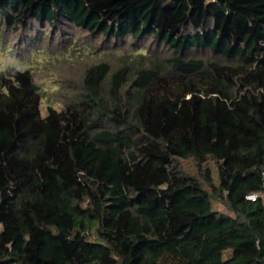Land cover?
Returning a JSON list of instances; mask_svg holds the SVG:
<instances>
[{
    "label": "trees",
    "instance_id": "trees-1",
    "mask_svg": "<svg viewBox=\"0 0 264 264\" xmlns=\"http://www.w3.org/2000/svg\"><path fill=\"white\" fill-rule=\"evenodd\" d=\"M20 31L89 61L43 110L0 70V264H264V0H0Z\"/></svg>",
    "mask_w": 264,
    "mask_h": 264
},
{
    "label": "rangeland",
    "instance_id": "rangeland-1",
    "mask_svg": "<svg viewBox=\"0 0 264 264\" xmlns=\"http://www.w3.org/2000/svg\"><path fill=\"white\" fill-rule=\"evenodd\" d=\"M49 31V30H47ZM48 37V35H46ZM12 40L5 45L0 38V70L7 66L8 64H14L19 68H24L27 65H32L35 67L36 81L40 87L45 90V99L42 103V110L45 108L46 104L49 101H53L57 106L59 100L65 93L66 84L72 86L70 80H77L81 75L84 64L88 63L89 59L81 60L79 63L70 65L67 61H62L60 59H51L58 53H53V50L56 48L55 44L52 47H45L41 50H33L28 54H22L26 46V41L28 37H25L23 32L11 33ZM85 39V38H84ZM58 40V37H55V41ZM88 38L85 39L87 42ZM20 41H23L22 43ZM47 38L45 42L47 43ZM93 48L101 47L99 41L90 43ZM21 46V49L19 47ZM19 49V50H18ZM48 60V61H47ZM64 79L68 83L64 82ZM63 81V83H62ZM62 83V84H61ZM61 87L63 89L61 90ZM66 94V93H65ZM264 198V194L262 195Z\"/></svg>",
    "mask_w": 264,
    "mask_h": 264
},
{
    "label": "built area",
    "instance_id": "built-area-1",
    "mask_svg": "<svg viewBox=\"0 0 264 264\" xmlns=\"http://www.w3.org/2000/svg\"><path fill=\"white\" fill-rule=\"evenodd\" d=\"M263 175V179H264V171L262 172ZM264 193L262 191H257L251 194L246 195V198L251 199V200H255L258 197H262Z\"/></svg>",
    "mask_w": 264,
    "mask_h": 264
}]
</instances>
